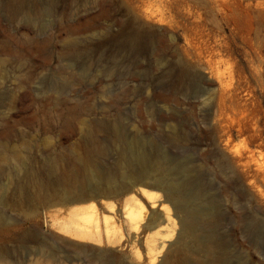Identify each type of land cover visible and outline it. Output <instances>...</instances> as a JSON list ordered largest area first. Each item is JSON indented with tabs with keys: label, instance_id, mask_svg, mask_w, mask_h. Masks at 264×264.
Wrapping results in <instances>:
<instances>
[{
	"label": "rangeland",
	"instance_id": "rangeland-1",
	"mask_svg": "<svg viewBox=\"0 0 264 264\" xmlns=\"http://www.w3.org/2000/svg\"><path fill=\"white\" fill-rule=\"evenodd\" d=\"M3 1L0 173L27 163L47 177L53 161L55 176L81 178L128 140L157 148L193 165L187 192L202 183L215 199L218 221L206 230L222 242L223 264H264V0ZM130 23L153 35L133 54L123 44ZM180 67L193 71L188 82L176 80ZM91 139L106 152L91 158ZM124 196L100 200L119 214ZM67 208L6 210L0 264H96L77 260L81 249L58 228ZM31 230L67 259L40 250ZM124 238L84 241V252L138 263Z\"/></svg>",
	"mask_w": 264,
	"mask_h": 264
},
{
	"label": "bare ground",
	"instance_id": "bare-ground-1",
	"mask_svg": "<svg viewBox=\"0 0 264 264\" xmlns=\"http://www.w3.org/2000/svg\"><path fill=\"white\" fill-rule=\"evenodd\" d=\"M10 1H3L1 6L8 7ZM258 6L264 7L263 4ZM152 36L151 32L135 28L130 23L124 33L123 44L133 54L151 45ZM184 53L188 59L193 57L186 48ZM192 72L189 68L180 67L175 78L188 82ZM108 128L111 137L122 143L119 129L115 126ZM131 142L127 141L125 149L118 147L111 165L94 166L81 178L55 176L53 161L45 164L47 177L27 163H22L21 170L0 173V226L13 223L6 210L28 208L36 211L42 205H72L56 224L72 237L69 241L81 249L77 260L96 264H223V244L206 230L207 226L218 221L215 199L206 194L202 183L195 184L194 188L192 184L194 190L187 192L193 165L180 161L173 164L174 160L167 159L160 150L156 152L157 148L154 152L150 147H140V143L134 146L135 141ZM6 151L12 153V150ZM105 152L102 145L91 139L88 150L91 158ZM118 195H125L119 214L114 203L100 200ZM199 204L206 205V209L202 207L200 210ZM22 214L26 218V213ZM25 235L35 239L40 250L55 261L67 259L37 232L26 231ZM123 237L134 249L138 263H134L130 255L124 256L126 260H114L109 250L84 252V241L101 243L104 240L113 246Z\"/></svg>",
	"mask_w": 264,
	"mask_h": 264
}]
</instances>
